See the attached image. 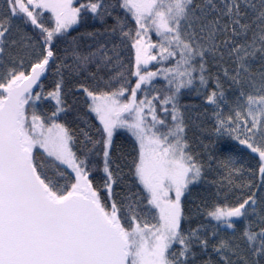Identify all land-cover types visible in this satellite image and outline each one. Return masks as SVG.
<instances>
[{"label":"snow or ice","instance_id":"obj_1","mask_svg":"<svg viewBox=\"0 0 264 264\" xmlns=\"http://www.w3.org/2000/svg\"><path fill=\"white\" fill-rule=\"evenodd\" d=\"M0 5V264H264V0Z\"/></svg>","mask_w":264,"mask_h":264},{"label":"trees","instance_id":"obj_2","mask_svg":"<svg viewBox=\"0 0 264 264\" xmlns=\"http://www.w3.org/2000/svg\"><path fill=\"white\" fill-rule=\"evenodd\" d=\"M0 7H2V5H0ZM28 31H31V29H28ZM76 34H77L76 32L72 33V35H76ZM129 54H131V52H129ZM152 70H155V68H152ZM45 83H46V86H48V81H46ZM156 84L157 86L162 87L164 84V81L163 82L156 81ZM74 95L79 96V99L76 101L75 104L73 103ZM67 99H68V103L72 105V110L68 112L67 116L62 117V120L68 123L70 127H75L78 123V121L75 119L77 112H81V113L83 112V107H82L84 103L83 97L80 94H69ZM181 102L186 103V104L199 105L201 103V100L199 97L195 96L194 94H185L184 96L181 97ZM44 108L50 111L52 109V103L46 102L44 104ZM196 135L197 133H195L194 130L190 129L188 131V136L191 139L194 140ZM115 143L118 147H122L125 150H127L131 146V140L128 139L125 134H118L115 138ZM208 179L214 180V179H217V176L215 173H213L208 176ZM133 190L135 191L136 189H133ZM195 190L203 193L205 196H207L209 201H211L214 198V193L216 192V186L203 184L200 188L195 189Z\"/></svg>","mask_w":264,"mask_h":264},{"label":"rangeland","instance_id":"obj_3","mask_svg":"<svg viewBox=\"0 0 264 264\" xmlns=\"http://www.w3.org/2000/svg\"><path fill=\"white\" fill-rule=\"evenodd\" d=\"M156 38H157V37H155V35H154V36H153V39H156ZM157 81H162V82H163L162 78H158Z\"/></svg>","mask_w":264,"mask_h":264}]
</instances>
